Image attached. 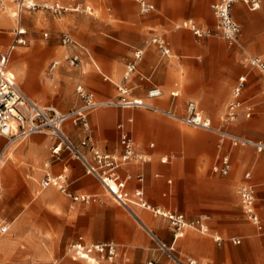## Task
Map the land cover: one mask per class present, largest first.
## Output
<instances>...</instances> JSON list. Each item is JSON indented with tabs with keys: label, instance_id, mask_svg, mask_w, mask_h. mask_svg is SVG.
Wrapping results in <instances>:
<instances>
[{
	"label": "crops",
	"instance_id": "obj_1",
	"mask_svg": "<svg viewBox=\"0 0 264 264\" xmlns=\"http://www.w3.org/2000/svg\"><path fill=\"white\" fill-rule=\"evenodd\" d=\"M151 1L155 9L146 15L136 12L125 15L120 7H116L112 11V16L117 15L120 19L107 25L112 35L110 38L102 36L96 38L94 55L86 43L81 42L70 31H63L62 34H70L76 44L65 45L52 42L49 45L50 48L57 47L54 51L56 58H61V62L60 59L51 61V63L59 62L54 70H49L50 63L49 72L44 75L42 73L39 78L32 74L24 75L20 68L10 71L11 74H15L12 75L21 82L15 79L17 83L33 100L41 105L53 106L67 112L82 104L76 90L80 84L93 92L97 100L116 98L118 85L123 83L125 69L118 82L114 81L112 75H119L123 67L126 68V64L132 59L134 50L141 48L144 49V56L139 62L138 72L134 73L128 81L131 97H142L181 117L187 113V104L193 101L204 114L211 117L214 127L225 128L240 136L261 140L253 138L258 135L251 128L257 126L264 128V115L257 114L253 117L254 106L250 118L245 117L241 112L239 119L234 123L225 124L222 119L227 110V103L232 98V90L242 75L247 77L243 98L250 102L245 96V91L251 77L253 80L251 85L258 88L256 97L259 101H264V77L257 68L245 62L247 56L260 57L264 61V0L257 9H250L243 3H236L233 6L232 15L241 27L236 42L211 38L212 36L199 38L189 29L175 28L176 23L184 19H193L203 27H215L213 0ZM58 2L70 8L76 6L80 8L66 12L93 14V7L84 3ZM12 21H14V27H12ZM71 22L78 26H72L76 36H79L81 28L84 30L87 28L85 22L75 23L74 17L50 19L47 25L53 35H57L62 28L71 26L73 24H70ZM99 23L102 27L103 24ZM40 25H45V22H42L38 16L29 19V26L32 29H39ZM22 26L28 34L27 23L23 17ZM15 28V19H10L0 11V46L2 47L0 52H5L14 42ZM43 34L44 38L49 37L48 31ZM157 35L166 39L173 52L171 56L162 55L151 43V38ZM19 47L23 46L15 47L10 61ZM70 51L73 53L68 54L67 57L76 54L80 56V68H74L63 62L64 53ZM46 52L50 53L49 50ZM85 60L92 62L97 73L88 74L87 71H82V68L86 67ZM98 60L108 63L109 66L104 68ZM153 86L160 87L162 95L148 99L147 91ZM27 91L30 94H36L41 101H37ZM174 91L178 92L177 96L171 95ZM88 120V130L82 125H74L71 121L65 123L63 128L65 134L76 144H80L88 135L91 137L88 145L81 146L90 160L93 159L92 148L105 153L122 151L120 143L122 129L119 128L122 124L124 129L133 136L136 151L150 158L147 161L133 159L121 167L120 173L127 188L134 190L142 186L146 199L152 205L177 210L189 219L204 213L211 216L209 233L199 232L201 235H197L194 231H190L188 235L174 242L180 253L187 255L183 257L208 260L214 264H264L262 245L257 239L260 233L257 227L247 219L237 192L238 187L245 182L246 171L251 172L250 182L257 189L254 182L256 178L254 170L247 169L243 175L242 172L249 164H253L256 170L260 169L263 163L258 161L257 155H264V153H258L252 146L232 145L228 140L220 144L216 132L184 123L148 108L101 106L89 114ZM184 124L197 129H186ZM56 142L57 139L47 133H36L17 144H22L17 151L21 164L17 165L13 162L11 166L30 172L26 175L27 180L23 187L25 196L33 193L30 207L34 208L47 203L57 211L64 210L65 215L51 210H48L47 215L53 220H58L63 227L69 226L74 232L82 233L75 237L73 235L68 237L74 238L70 243L80 236L86 243L112 241L125 247L128 264H144L149 260H156L150 251L155 243L154 239L141 223L161 240L171 244L174 241L173 234L167 221L161 217H155L149 210L138 206H133V213H131L114 202L106 193L100 180L88 174L83 163L73 157L67 149L63 148L58 155L53 154L52 149ZM151 143L154 145L151 146ZM9 146L7 138L0 136V152H3L4 156ZM253 150L257 153L256 156ZM224 154L230 156V170L227 174L216 173L213 168L221 163V157ZM8 156L13 157V154L9 152ZM163 156L168 157L165 163L161 161ZM4 166L5 164L2 166L3 169ZM1 173H3L2 177L7 176L5 169L0 171V176ZM47 174L65 179L70 192L91 194L94 198L90 203L74 202L71 197L55 186L43 187L42 181ZM140 174L144 176L143 183L137 179ZM0 183H2L1 177ZM262 186L264 187V181ZM257 197V211L264 225V214L261 211H264V190L257 189ZM68 198L71 201L70 209L67 207ZM19 200L16 199L15 203L18 204ZM259 200H263L262 204L258 202ZM105 217H109L112 223L109 231L102 224ZM21 221L18 217L8 221L1 208L0 195V226L6 227L5 232L0 231L2 235L0 236V252L7 259L0 264H57L58 256L49 260L48 248L36 240L32 230H19L15 232L13 238L5 235L9 232L10 223L15 224ZM215 232L223 237L224 240L221 243L215 241L213 237ZM240 234L246 235L247 241L237 246L239 244L232 243L230 239L238 237L241 238L242 243L243 236ZM22 241H26L28 248L21 245ZM68 245L65 247V253ZM118 250L123 255L120 246ZM189 254L194 256H188ZM122 258L123 256L119 255L118 260L126 264ZM65 264L91 263L70 258V261ZM98 264L111 263L100 261Z\"/></svg>",
	"mask_w": 264,
	"mask_h": 264
},
{
	"label": "built area",
	"instance_id": "obj_2",
	"mask_svg": "<svg viewBox=\"0 0 264 264\" xmlns=\"http://www.w3.org/2000/svg\"><path fill=\"white\" fill-rule=\"evenodd\" d=\"M263 0H213L212 10L216 18L215 27H203L198 25L193 19H184L176 23L177 29H189L197 37L217 36L222 39L236 42L239 38L241 27L232 15V8L236 3H243L250 9H257L261 6ZM140 13L146 15L155 9V5L151 0H137ZM14 4V19L16 28L14 30V42L5 52H0V136L6 137L8 145L18 144L25 141L31 135L36 133H47L57 139L55 147L52 149L53 154L58 155L63 148L67 149L73 157L80 160L88 174L94 175L102 183L108 196L117 204L126 208L133 213L132 207L138 206L149 210L155 217L165 219L173 234V243L168 244L161 240L154 232L149 230L141 223L150 233L152 238L157 242L160 250L167 254V260H149L144 264H214L208 260H198L193 257H183L177 254L174 242L183 237L187 230H195L202 234L209 233V221L211 216L207 213L200 214L193 219L173 209H166L152 205L145 197L142 186L129 190L125 180L122 178L120 169L123 165L133 159L147 161L150 158L140 154L135 149V143L131 133L122 129L120 135V143L122 151L120 153H105L99 149L92 148L93 159L90 160L82 151L81 146L90 143L91 137L86 136L80 144L74 143L64 132V124L71 121L74 125H82L84 129H89V114L101 106L116 108H135L142 107L155 110L164 115L181 120L184 123L200 127L206 130L214 131L211 118L200 110L196 103L190 101L186 107V115L178 116L171 110L158 107L142 97H131V87L128 81L134 73L138 72L139 62L144 56V49L137 48L134 50L132 59L126 64L123 75V83L118 85V95L116 98L97 100L94 93L88 90L84 85L77 86V93L82 100V104L78 107L63 112L56 107L41 105L31 97H29L15 80L9 69L10 57L16 46L27 45V30L22 26L23 13L26 10L49 9L55 14H62L70 9L79 10L78 6L70 8L64 6L58 1L49 2L38 0H0V7L7 9L8 5ZM45 36H47L45 34ZM62 43L65 45L76 44L73 37L68 33L62 34ZM157 50L164 56H171L172 49L168 46L167 41L162 36H154L151 38ZM72 64L79 65L81 62L78 54L67 57ZM245 62L257 68L264 77V61L260 57L247 56ZM58 61H53L49 70L52 71L58 66ZM107 79V77H106ZM247 77L242 75L238 78L236 85L232 90V98L227 105V110L223 116L225 124L234 123L239 119L240 113L243 112L245 117L250 118L253 114V105L243 98L246 87ZM162 95V90L158 86H153L147 91V98L154 99ZM177 96L178 92L171 93ZM219 143L223 144L226 140L232 145L242 143L252 146L258 153H264V142L254 140L232 133L225 128H218ZM151 146L154 144L151 143ZM4 160V153L0 152V164ZM162 162H167L168 157L163 156ZM231 160L228 154L221 157V163L214 166L216 173L227 174L230 170ZM245 182L237 189L240 202L244 213L249 221H251L264 236V225L257 211V189L251 183L252 174L246 171L244 174ZM140 183H143L144 176L138 175ZM55 186L62 193L67 194L74 202L90 203L94 198L91 194L72 193L68 189V183L65 179L47 174L42 181V186ZM264 209V204H263ZM0 231L5 232L6 227L0 226ZM215 241L221 243L224 239L219 233H214ZM231 242L240 244L241 238L232 237ZM67 254L73 260H85L91 264H98L100 261H109L111 264H124L118 260V245L112 241L99 243H86L82 236L76 241L70 243L67 247ZM94 261H97L94 263ZM36 264V263H32Z\"/></svg>",
	"mask_w": 264,
	"mask_h": 264
},
{
	"label": "rangeland",
	"instance_id": "obj_3",
	"mask_svg": "<svg viewBox=\"0 0 264 264\" xmlns=\"http://www.w3.org/2000/svg\"><path fill=\"white\" fill-rule=\"evenodd\" d=\"M38 1L39 2L49 1L52 3L56 0H38ZM57 1H61L63 3H75V2L84 3L88 6L93 7V14H89L87 12H66V13H62L58 15V14L53 13L49 9H42V8L37 9V10L24 11L23 18H24V21H26L27 23V27H28L27 36H28L29 42L27 45L17 48L12 60L9 63L10 71H14L16 68H20L24 75L32 74V75H35L37 78H39L42 75V73L44 75L46 72H49L48 66L52 60L60 59V62H61V58L60 57L56 58V54L54 52L55 49H57V47L50 48L49 45L52 42L57 43V44H62L61 38H62L63 31H70L77 39H79L81 42L86 43L90 47L94 55L96 38L101 37V36L105 38H110L112 35L110 33V30L107 29V25H110V23L114 20L116 22V20L120 19V17L117 15L113 14L112 16V11H114L116 7H120V9L122 10V13L125 15H130L133 12H136L142 15L140 13L139 4L136 0H57ZM135 8H136V11H135ZM14 10H15L14 4L8 5L7 9H2L0 7V11L4 13L5 15H7L8 17H10V19H12L13 17H11L9 11H14ZM33 16H38L42 22L43 21L45 22V25H42V26L40 25L41 27L39 29H32L29 26V19ZM67 17H74V19L76 20L75 23H78L80 21L85 22L87 24V28H85L86 30L81 28V31L79 32V36H76L74 34V29L72 28V26L73 27H78V26L77 24H74V22H71L70 24L73 23L71 26L62 28V30L57 35H53L50 27L47 25L48 22H50V19L60 20V19H66ZM97 20L103 24L102 27L99 26L100 23L97 22ZM62 21H65V20H62ZM14 25H15L14 21H12V27H14ZM45 31L49 32L48 38H44L43 33ZM211 38L224 40L217 36H212ZM0 49H2L1 46H0ZM48 50L50 51V53L46 52ZM72 53H73L72 51L64 53L63 62L74 68H80L81 64L79 65L72 64L69 59H66L68 54H72ZM98 61L104 68L109 66L108 63L101 62L100 60ZM85 63H86V67L82 68V71L85 70L87 71L88 74L97 73V70L95 69L94 65L92 64L90 60L88 61L85 60ZM124 69H125V66L120 71L119 75H112L114 81L116 82L120 81ZM14 78L20 82V80L16 76H14ZM251 81L253 80L251 77H249L250 84H248V87L245 91V96L249 98L250 103H252V105L255 107V112H254L253 117L256 116L257 114L264 115V101H259L258 98L256 97L258 93V88L255 85H251ZM177 89L180 91L179 88ZM27 93L29 92L27 91ZM30 95H32V97H34L37 101H41L40 98L36 94L33 93ZM222 116L223 114L221 115V117ZM184 125L186 129H197L195 127L188 126L186 124ZM251 129L255 130L258 135L253 138L261 139L264 141V128H260L257 126ZM21 147H22V144L20 145L11 144L5 153L2 164L0 165L1 172L4 171V169L7 171L6 177L5 176L2 177L3 173H1V176H0L1 181H2V183H0L1 184V194H0L1 195V208L3 209L4 214L6 215L9 222L10 220H14L16 217H18V220H22L21 222H16L15 224L10 223L9 232L5 235H10L13 238V235L15 234V232L19 230H22V231L32 230L36 240H38L40 243H42L44 246L48 248L49 253H50L49 260L53 259L55 256H58L59 262L57 264H65L70 261V258L67 252L65 253V247L74 239V238H68V237H70L71 235L75 237L78 234H82V233L74 232L73 229L69 228V226L63 227L58 222V220H53L51 217H48L47 215L48 214L47 212H49L48 210L56 211V213L65 215L64 210L57 211L53 208V206L47 205V203H44L43 205L34 207V208L30 207V200L33 196V193L30 196H25V194L23 193L24 183L27 180L26 175L30 172L21 170L20 168L17 169L11 166L13 162L17 165L21 164V162H19L20 157L17 155V151ZM9 152L13 154V157L9 158L8 156ZM253 154L254 156L257 155V153L254 150H253ZM257 156L259 157L258 161H262L263 163L262 167L256 170L254 169L255 166L253 164H249L243 170L242 175L245 172V170L253 169L256 175L254 182L257 185V189L264 190V187L262 186L263 181H264V155H260V156L257 155ZM4 164L5 166L3 169L2 166ZM56 191L62 195V193L59 190L56 189ZM16 199L18 200L20 199L19 200L20 202H18V204L15 203ZM68 201H69L68 202L69 204L67 207L68 209H70L71 201L69 200V198H68ZM258 202L262 204L263 200H259ZM32 204L34 206L36 205L35 203H32ZM81 205L90 206V205H84V204H81ZM261 211L264 214V211L263 210ZM102 224L107 228L106 230L109 231L111 229L112 223L109 217H105V221H103ZM190 231H194L197 235H201L199 232L195 230H191V229L187 230L185 235H188ZM234 235H239V234H234ZM0 236L2 235L0 234ZM242 236H243V242L237 246H240L247 241V236L246 235H242ZM263 237L264 236H260V234L257 235L258 242L262 245V252L264 256ZM210 238L212 241H214L212 237ZM154 242L155 243L153 247H151L150 249V251H152V253L154 254V259L159 260V261H161L162 259L167 260V254L164 251L159 249L158 244L155 240ZM21 245L24 246L25 248H28L26 241L24 242L22 241ZM118 246H120V248L123 250V255H121L120 253L119 255L123 256L122 258L123 261L126 264H128V257H126L125 255L126 254L125 247L122 244H119ZM177 254L181 256H187L185 253L184 254L180 253L178 249H177ZM188 256H194V255L189 254ZM5 261H7V259H5L0 252V263H4Z\"/></svg>",
	"mask_w": 264,
	"mask_h": 264
},
{
	"label": "bare ground",
	"instance_id": "obj_4",
	"mask_svg": "<svg viewBox=\"0 0 264 264\" xmlns=\"http://www.w3.org/2000/svg\"><path fill=\"white\" fill-rule=\"evenodd\" d=\"M10 12V15H11V17H13V15H14V11H9ZM14 18V17H13ZM13 75H15L14 73H12ZM211 118V117H210ZM181 121V120H180ZM211 123H212V125H213V122H212V119H211ZM214 132H216L217 133V129L218 128H216V127H214ZM218 134V133H217ZM236 145H242V143H238V144H236ZM260 233V232H259ZM261 234V233H260ZM185 235V234H184ZM262 235V234H261ZM97 261H94V263H96Z\"/></svg>",
	"mask_w": 264,
	"mask_h": 264
}]
</instances>
